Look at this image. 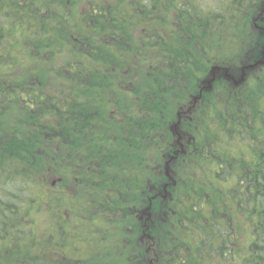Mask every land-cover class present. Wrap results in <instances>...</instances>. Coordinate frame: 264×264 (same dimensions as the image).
I'll return each instance as SVG.
<instances>
[{"label": "trees", "instance_id": "obj_1", "mask_svg": "<svg viewBox=\"0 0 264 264\" xmlns=\"http://www.w3.org/2000/svg\"><path fill=\"white\" fill-rule=\"evenodd\" d=\"M212 1L215 10L199 0H0V264L53 263L68 195L73 206L95 199L103 159L132 153L143 163V153L156 160L164 148L180 150L179 120L198 151L221 149L224 137L199 135L183 120L195 96L222 130L224 105L240 119L245 104L264 102L257 79L243 96L219 79L264 55L253 29L264 26L255 21L264 0ZM242 49L252 50L244 64ZM213 69V91L199 96ZM225 168L210 189L167 192L176 205H154L164 198L152 191L153 215L179 214L159 231L178 234L175 253L264 264V155L245 200L241 178ZM234 177V188L222 186Z\"/></svg>", "mask_w": 264, "mask_h": 264}, {"label": "flooded vegetation", "instance_id": "obj_2", "mask_svg": "<svg viewBox=\"0 0 264 264\" xmlns=\"http://www.w3.org/2000/svg\"><path fill=\"white\" fill-rule=\"evenodd\" d=\"M260 10L258 18L254 20L264 22V8ZM253 29L264 37L263 25L253 23ZM251 51L242 49L238 62L244 64L251 60ZM263 69L264 55L258 59L257 64L228 70L219 79L232 83L230 85L238 88L239 95L243 96L247 94L248 87L255 85L256 79L264 91V75L262 78L256 77L258 73L264 72ZM215 77L212 74L209 79L203 80V83L208 84L206 88L201 87L199 96L204 89L213 91L212 82ZM197 99L198 96H195L186 109L181 108L183 120L189 121L196 133L204 134L208 126L209 133L216 132L224 137V146L214 151H198L197 136L191 134L182 138V123L179 120L173 126V132L174 143L180 146V150H176L175 145L164 148L156 160L150 158L148 153H143V163L136 162L137 155L132 153H120L119 156L103 159L99 171L100 183L94 187L98 193L95 199L77 201L73 206L68 195L63 210L65 232L62 243L60 238L52 239V264H210L205 255L196 259V256L183 254L181 250L175 253L180 240L177 236L173 237L172 233L165 234L164 231L161 234L159 230L161 225L166 228L169 222H176L179 214L177 210L170 209L168 213L171 215L165 213L163 218V214L153 215L150 193L158 192L156 196L164 198V201H155L154 205H176L178 202L171 199L174 195L167 192H176L177 196L180 187L210 189L212 182L222 179L220 176L224 164L227 169L225 176L230 174L241 178L239 185L245 200V191H250V187L247 189V181L256 182V174L264 155V102L258 106L245 104L240 119L229 116L222 130L208 124L212 114L206 115L203 105H197ZM166 138L163 137L161 143ZM231 159L235 163H231ZM236 180V177L228 179L223 187L234 188ZM167 197L171 200L168 201ZM74 211L78 216H72Z\"/></svg>", "mask_w": 264, "mask_h": 264}, {"label": "rangeland", "instance_id": "obj_3", "mask_svg": "<svg viewBox=\"0 0 264 264\" xmlns=\"http://www.w3.org/2000/svg\"><path fill=\"white\" fill-rule=\"evenodd\" d=\"M199 2H200V4H201L202 6H208L209 9H214V10L217 9V8L215 7V5H214V2H213L212 0H199ZM189 22H190V21H189ZM192 22L195 23V22H196V19H195V18H192ZM187 23H188V21H187ZM181 36H182V34L180 35L179 40H180ZM211 74H212V71L210 72V75H211ZM236 105H237V104H236ZM231 109H232V107H231L230 105H224V107H223V112H222V115H221L220 117L222 118L223 113H226L227 116H228V117H226V118H227L226 120L230 119V118H229L230 114L228 115V112H229V110H231ZM222 123H224L225 126L227 125V124H226V121H225V122H222ZM204 134H205L206 137H209L208 126L206 127ZM221 136H222V135H221ZM211 137H212V136H211ZM222 138H223V136H222ZM221 180H223V178H222ZM222 186H223V185H222ZM211 187H212V186H211ZM47 210H48L47 208H44L43 211H42V214L46 215ZM174 236L176 237V236H178V234L175 232V233L173 234V237H174ZM96 253H97L98 255H100V252H99V251H97Z\"/></svg>", "mask_w": 264, "mask_h": 264}]
</instances>
